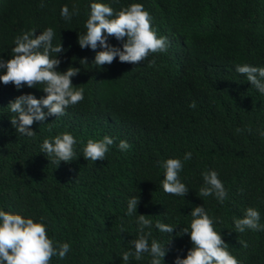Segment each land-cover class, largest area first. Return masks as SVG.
I'll return each mask as SVG.
<instances>
[{"label":"trees","instance_id":"trees-1","mask_svg":"<svg viewBox=\"0 0 264 264\" xmlns=\"http://www.w3.org/2000/svg\"><path fill=\"white\" fill-rule=\"evenodd\" d=\"M75 2L78 14L65 21L60 8L71 10L73 0H44L43 7L41 0H0V57L13 55L16 35L32 28L36 35L51 26L53 42L64 49L57 54V70L78 68L71 81L84 88L83 100L59 118L34 121L29 126L34 139L18 142L11 137L16 131L9 101L45 93L40 84L17 90L11 82L0 83V208L34 221L43 217L48 236L69 244L65 257L53 256L50 264H123L121 252L137 238L126 201L137 192V214L176 225L169 234L153 227L150 237L170 238L162 264H172L192 246L180 228L189 225L191 208L203 204L241 264H264V231L236 232L232 222L251 206L264 223V94L235 71L242 64L264 67V0H100L116 11L141 3L158 36L187 42L183 56L169 49L135 65L114 58L100 66L92 63L100 48L81 49L77 43L90 0ZM108 42L120 44L112 37ZM64 131L78 141L77 157L55 166L38 142ZM104 135L115 138L104 160L83 158L86 141ZM121 139L129 144L125 151L117 147ZM185 151L192 158L183 161L179 175L189 191L180 197L162 189L160 162ZM208 169L218 172L227 190L222 204L199 194L201 172ZM149 260L145 253L140 260L130 257L128 264Z\"/></svg>","mask_w":264,"mask_h":264},{"label":"clouds","instance_id":"clouds-1","mask_svg":"<svg viewBox=\"0 0 264 264\" xmlns=\"http://www.w3.org/2000/svg\"><path fill=\"white\" fill-rule=\"evenodd\" d=\"M41 6H44V0H41ZM78 12L75 0L71 10L67 5L60 8V16L65 21H70ZM84 28L85 31L77 37V43L81 49L100 48L92 60L97 66L109 64L114 58L119 62L135 65L150 53L159 52L160 55L164 54L160 52L171 49V54L183 56L187 51V42L182 41L179 36L177 39H173L170 34L158 36L150 13L138 2H132L116 11L111 2L90 0ZM35 32L36 29L32 28L16 35L11 49L13 55L7 60L0 57V83L11 82L17 90L40 84L42 87L39 90L45 93L39 98L32 93L21 94L9 101L7 107L11 113H15L10 121L16 132L11 137L18 142H31L34 139L36 133L29 127L34 121H44L48 116L59 118L65 114L68 106L84 99V88L81 85L74 86L71 81L79 69L68 66L62 72L57 70L61 62L57 54H61L64 49L60 41L53 42L56 37L53 27H46L34 35ZM109 37L120 42L119 46L109 43ZM80 61L85 62L84 59ZM235 71L238 77L245 75L247 81L264 94V67L242 64L236 65ZM12 96L15 94L12 93ZM191 106L195 107V104ZM236 131L241 129L237 128ZM260 134L264 135V131ZM114 139L109 135L96 140L89 138L82 150L83 158L92 162L103 161ZM77 143L70 132L64 131L50 139L40 140L38 146L40 145V152L57 166L61 161L67 163L77 157L74 148ZM117 147L120 151H125L129 144L121 139ZM191 158L192 152L185 151L182 157H169L160 162L163 169L160 184L166 193L184 197L189 191L179 174L183 161ZM201 176L203 183L199 194L203 197L211 195L222 204L227 197V190L218 172L208 169L202 171ZM138 204L137 192L127 198L125 214L134 216L137 238L128 241L131 247L121 252L120 259L123 264H128L130 257L140 260L142 254L146 253L150 257L149 264H162L168 251L165 245L170 238L167 242L150 239L153 227L169 234L176 225L159 220L153 222L148 218L150 215L137 214ZM188 214L191 216L190 223L187 227H181L179 234H187L192 246L183 258L176 255L172 264H241L229 252V246L222 239L220 231L214 227L217 218L209 215L203 204L192 207ZM232 222L236 232L242 233L245 229L264 231L261 214L255 207L245 208L243 216L233 217ZM46 229L43 217L34 221L31 217L0 208V264H50L53 256L63 259L69 251V244L53 241ZM240 243L247 247L246 242Z\"/></svg>","mask_w":264,"mask_h":264}]
</instances>
